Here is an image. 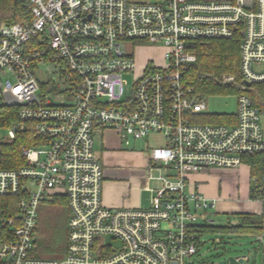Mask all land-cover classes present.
I'll return each mask as SVG.
<instances>
[{
  "label": "built area",
  "instance_id": "built-area-1",
  "mask_svg": "<svg viewBox=\"0 0 264 264\" xmlns=\"http://www.w3.org/2000/svg\"><path fill=\"white\" fill-rule=\"evenodd\" d=\"M26 1L28 22L0 21V103L17 106L8 139L27 126L41 139L21 147L19 168H0V196L19 200L17 213L0 215L1 264H199L200 229L212 222L200 213L216 198L189 188L188 175L249 166V155L261 156V177L251 178L249 192L264 219V100L246 91L264 80V0ZM238 34L236 109L224 113L226 122L199 121L205 96L185 77L195 45ZM146 43L160 47L162 60L138 67L134 47ZM43 61L59 73L57 91H40L50 83L35 75ZM216 81L231 84L234 76ZM104 129L125 144L163 136L165 144L147 152V172L162 171L148 205L103 203L95 135ZM60 193L68 206L65 251L34 256L38 205Z\"/></svg>",
  "mask_w": 264,
  "mask_h": 264
},
{
  "label": "trees",
  "instance_id": "trees-1",
  "mask_svg": "<svg viewBox=\"0 0 264 264\" xmlns=\"http://www.w3.org/2000/svg\"><path fill=\"white\" fill-rule=\"evenodd\" d=\"M30 17V4L26 0H0L1 22H28ZM239 40L238 34L230 38H206L197 41L194 49L196 61L187 68L185 73L188 83L193 87L197 96L203 97L213 92L238 89L240 82ZM221 74H232L234 76L233 83L221 84L217 82L216 78ZM47 85H49V91L56 90V86H52V84L40 83L42 89L43 87L46 88ZM246 91L256 102L263 101L264 80L251 82ZM198 120L226 122V117L222 114L218 116L201 115ZM17 121V106L0 103V126L10 127L12 123ZM40 139L33 129L27 126L23 130L16 131L11 139L0 140V168H19L25 161L21 147L38 144ZM244 161L249 164L251 178L258 182L261 177V156H245ZM18 202L19 200L15 196H0V215L17 213L19 211ZM67 213V199L61 193L54 195L48 201L39 203L33 240L35 252L32 250V255L40 256L38 252H42L46 254L45 256L53 257L64 252V245H62L65 236L63 219ZM40 214L42 215L40 216ZM237 215L238 222L235 224L203 225L200 230L201 232L216 229L249 233L260 232L261 215L246 212Z\"/></svg>",
  "mask_w": 264,
  "mask_h": 264
},
{
  "label": "rangeland",
  "instance_id": "rangeland-1",
  "mask_svg": "<svg viewBox=\"0 0 264 264\" xmlns=\"http://www.w3.org/2000/svg\"><path fill=\"white\" fill-rule=\"evenodd\" d=\"M130 45L129 47L132 49L133 45L131 46ZM161 53L162 52L160 51V47L152 43H146L143 46L134 47V54L136 57L138 67L142 66L149 59L154 60V62H161L162 60ZM35 75L39 81L49 80L50 85L52 84V86H56V91L58 87H61V80L58 77L59 73L56 72L55 67H53V64L50 61L41 62L40 65H38V69L36 70ZM124 78L126 79L125 95H129L130 85L132 82V75L130 73H126L124 74ZM46 88L43 87L44 89L43 90L40 87V91L46 93L48 92V85ZM236 95L237 92L235 90L213 92L205 95L206 109L198 116L199 117L201 115L218 116L221 114L225 115L224 113L234 112L236 109ZM54 96L56 97V95ZM198 116L196 117L197 120H198ZM262 124L264 128V121L262 122ZM7 132H8V127L0 126V140L8 139ZM140 139L138 140L135 139L136 141L130 139L128 144H125L122 141V145H120L119 150L123 151V150L131 149L133 151H139L145 155V152L147 153L151 147L156 145L160 146L161 143L163 142L162 135H152L151 137L148 138L143 137ZM214 167L215 166L208 167L209 169L207 167H203L199 172L207 173L208 170L214 169ZM206 169L208 170L204 171ZM161 172H162L161 170H158L156 168H152L149 172H146V168H144V170L140 171V173L138 171H134L132 175H129V178L125 179L124 176L119 177V183L122 184L123 180H126L129 183V181H131L130 180L131 177H133L134 180H138L136 181L138 184L136 183L134 186L138 187V185L141 183L140 181H142L143 185L145 187L147 186L146 188L149 190L151 188H155L158 185L157 176ZM203 180H204L203 178L200 179L201 184L210 181L208 177L206 181ZM242 184H244V179L242 180ZM238 185L240 188L241 187L240 181L238 182ZM142 194L144 196H147L148 193L144 189V191H142ZM244 196H248V193L244 194L241 190L236 191L234 185L232 191L229 192V194L225 195L224 199H221L222 201L218 203L219 205H222V207H220L217 204L218 206L217 205L211 206L206 208L205 210H202L200 213L201 215L200 219L202 220L204 216H208L213 220L211 222L212 225H225L234 219H238L237 212H241V210L244 209L245 205L249 204V202L241 199V197ZM249 197H250V192H249ZM252 203L253 205L258 204V202L256 201H250V205ZM41 215L42 214H40V216ZM67 217H68V213L66 214V217L64 216L63 219V228H64L65 236L63 238L62 245H64V251L67 244V237H66ZM261 217H262L261 230H260V235L262 236L261 240L258 239V236L255 233L237 232L235 230L226 231V230L216 229L213 231L203 232L201 236L203 242L199 246L198 254L196 255L198 263L199 264H229L227 261L229 255L245 254L247 260H244L243 264H264V219L262 215ZM32 250L33 252H35V243H33ZM38 254L40 256L46 255L43 254L42 252L41 253L38 252ZM61 255H56V257H59ZM46 257H51V256H46Z\"/></svg>",
  "mask_w": 264,
  "mask_h": 264
},
{
  "label": "crops",
  "instance_id": "crops-1",
  "mask_svg": "<svg viewBox=\"0 0 264 264\" xmlns=\"http://www.w3.org/2000/svg\"><path fill=\"white\" fill-rule=\"evenodd\" d=\"M152 135L161 134L151 133L144 138L151 137ZM133 140L136 141L138 139ZM164 144L165 140L163 138L161 145ZM120 145H122V140L112 129H104L102 132L95 135V154L103 167V203L109 207H135L148 205L152 192L145 188L142 181H140L141 183L138 187L134 186L138 180H134L133 177H131V181H129V183L126 180H123L122 184L119 183V177L121 176H124L125 179L129 178V175H132L134 171H138L140 173V171L144 170V168H146L147 172L149 165L147 153L145 152L144 155L139 151H133L131 149L121 151L119 150ZM208 169L204 171H207ZM199 171H201V169L188 175V187L197 189L206 197L216 198L214 206L222 201L221 199H224V196L229 194L235 185L236 191L241 190L244 194L248 193V196L241 197V199L249 202V204L245 205L244 209L241 210V212H237V214L246 212L261 215L260 203L249 197L251 176L249 166L247 164L242 163L236 167L215 166L214 169L208 170L207 173H200ZM207 177L210 181L201 184L200 179L203 178V181H206ZM243 179L244 184H242ZM239 181L241 182L240 188L238 185ZM144 189L148 193L147 196L142 194ZM250 201H256L258 204L253 205L252 203L250 205ZM219 206L222 207V205ZM234 220L228 223L235 224L238 222V220L237 222ZM255 234L259 238L260 232Z\"/></svg>",
  "mask_w": 264,
  "mask_h": 264
},
{
  "label": "water",
  "instance_id": "water-1",
  "mask_svg": "<svg viewBox=\"0 0 264 264\" xmlns=\"http://www.w3.org/2000/svg\"><path fill=\"white\" fill-rule=\"evenodd\" d=\"M246 84H248V82H246ZM234 221L237 222V220ZM258 239L261 240V237H259ZM244 256L246 255L245 254L229 255L227 261L229 264H242Z\"/></svg>",
  "mask_w": 264,
  "mask_h": 264
}]
</instances>
